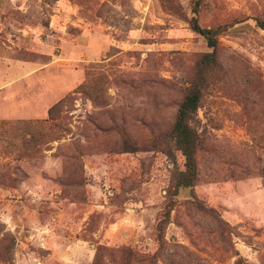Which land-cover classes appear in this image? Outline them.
<instances>
[{"label":"rangeland","instance_id":"obj_1","mask_svg":"<svg viewBox=\"0 0 264 264\" xmlns=\"http://www.w3.org/2000/svg\"><path fill=\"white\" fill-rule=\"evenodd\" d=\"M192 4L0 0V264H264V0L202 2L224 30L197 181L172 196V127L212 51ZM30 108L46 114L1 116Z\"/></svg>","mask_w":264,"mask_h":264},{"label":"trees","instance_id":"obj_2","mask_svg":"<svg viewBox=\"0 0 264 264\" xmlns=\"http://www.w3.org/2000/svg\"><path fill=\"white\" fill-rule=\"evenodd\" d=\"M202 2L203 0H192L193 16L190 20V26L195 34L206 39L212 51L201 53V57L197 62V75L183 97L172 127V137L175 145L185 158V169L181 172L178 183L172 192V196L177 195L178 189L181 187L193 188L197 181V151L201 144V140L197 129L193 125V120L198 109L202 105V98L205 89L208 87V72L217 66L216 51L219 44V35L224 30L223 25L202 26L200 24L199 13ZM256 21L258 26L264 29V18L258 17ZM64 100L65 98L59 100L49 109L50 116L52 115L53 109L63 103ZM166 208L163 218L160 219L157 225L158 239L160 241L164 238V229L170 218L172 201L167 203ZM202 208L207 209L204 206Z\"/></svg>","mask_w":264,"mask_h":264},{"label":"crops","instance_id":"obj_3","mask_svg":"<svg viewBox=\"0 0 264 264\" xmlns=\"http://www.w3.org/2000/svg\"><path fill=\"white\" fill-rule=\"evenodd\" d=\"M39 112L42 115H44V116L46 114L45 109L42 110V111H39V109L37 110V109H34V108H30V109H17V110L11 109L9 111L6 109V110L1 111V113H3L1 116H4L5 114H8V113H15V114H17V116L19 115V116L24 117V118H31V117H36L37 116V113H39ZM9 117H15V116H9ZM241 197H242V202L243 203H246L247 201H256L255 196H253L251 194L250 195H242ZM258 201H259V203L261 202L260 200H258ZM263 205L264 204H262L261 206H263ZM245 207H247V206H245ZM242 211L245 212V213L246 212L251 213L249 210H242Z\"/></svg>","mask_w":264,"mask_h":264},{"label":"built area","instance_id":"obj_4","mask_svg":"<svg viewBox=\"0 0 264 264\" xmlns=\"http://www.w3.org/2000/svg\"><path fill=\"white\" fill-rule=\"evenodd\" d=\"M79 108H80V110H81V112H82L83 114H85V113L88 111L86 108H84V110H83L81 106H79Z\"/></svg>","mask_w":264,"mask_h":264}]
</instances>
